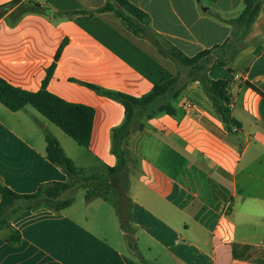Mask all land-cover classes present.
<instances>
[{
    "label": "crops",
    "instance_id": "0c3cea01",
    "mask_svg": "<svg viewBox=\"0 0 264 264\" xmlns=\"http://www.w3.org/2000/svg\"><path fill=\"white\" fill-rule=\"evenodd\" d=\"M13 0H0L4 5ZM50 5V13L0 18V78L26 91L41 89L56 66L48 91L95 111L84 147L31 105L13 112L0 102V180L20 194L49 182H70L47 156V134L60 143L81 173V199L57 213L26 210L13 219L19 244L0 234V264H140L121 228L117 207L98 193L103 181L129 199L134 242L144 264L264 263V0L227 64L213 62V79L230 78L226 122L199 80L171 103L176 115L145 118L128 142V186L110 173L118 165L112 130L126 118L124 105L91 85L133 97L149 94L156 82L178 75L168 49L188 57L231 42L241 30L244 0H128L148 14L147 35H135L103 11L115 0H21ZM127 13V12H126ZM134 18V17H133ZM136 20V19H135ZM137 21V20H136ZM63 45L57 61L56 55ZM237 128L238 130H235ZM79 180V179H78ZM75 188V187H74ZM96 195L87 198L88 192ZM1 201V194H0ZM115 214V216H114ZM118 216V219L115 217Z\"/></svg>",
    "mask_w": 264,
    "mask_h": 264
},
{
    "label": "trees",
    "instance_id": "16d2710c",
    "mask_svg": "<svg viewBox=\"0 0 264 264\" xmlns=\"http://www.w3.org/2000/svg\"><path fill=\"white\" fill-rule=\"evenodd\" d=\"M115 1L126 10L127 13H125V15L120 13H118V15L122 18L124 17V20L129 23V29L135 35H138L139 31H147V28H140L138 30L133 24L131 27V23L129 22L132 21V19H136L140 24L148 25L149 16L147 13L128 0ZM244 1L246 7L242 15L234 22H246V26L248 27L258 15L260 4L257 0ZM36 3L35 1L22 2L21 0H13L4 5H0V18L9 14L12 20L16 21L28 12L43 11L47 14L50 13V8H44L43 6L39 7ZM98 10L100 12L116 11L109 1ZM62 49L63 45L58 50L55 61L58 60ZM212 50H204L193 57H188L172 48L170 51L171 56L183 67L192 69L189 73L190 76L188 80L178 75L163 78L161 81L155 83L153 90L149 94L142 97H133L124 93L109 91L91 85L99 94L117 100L125 107V121L112 130V152L118 159V165L109 170L111 174L117 173L120 175L124 181L125 187L128 186L129 163L131 162L128 142L135 132L144 130L145 123L142 116L144 115L146 118H152L160 113L175 116L176 109L171 103V100L176 99L189 82L199 80L202 83L228 128L231 129L232 124L239 126L238 121L231 119L227 115L229 112L228 106L220 103V100L225 103L229 102L227 93L231 84V79H213L208 73L201 72L204 69L202 60L209 56ZM55 66L56 63L54 62L47 70V75L41 89L36 92L15 87L6 80L0 78V102L13 112L21 110L26 105H31L80 145L88 147L92 136L95 111L92 107L86 105L69 103L48 91L47 87L52 78ZM46 140L47 156L49 160L59 166L68 175L70 182L57 181L44 183L34 193L20 194L4 185L0 180V234L5 237L7 242L14 245L21 242L22 235L21 232L13 226V219L26 210L48 208L59 213L67 209L73 203V198L64 199L62 198V194L73 187V180L81 178L80 171L77 169L72 159L64 153L58 140L49 134H47ZM96 193V191L88 192L87 198L90 199L91 196L96 195ZM128 202V198H119L116 209L117 214L120 219L121 228L126 234L129 247L137 254L140 259V264H144V259L138 252V248L134 242L136 229L131 221L129 211L130 203Z\"/></svg>",
    "mask_w": 264,
    "mask_h": 264
},
{
    "label": "rangeland",
    "instance_id": "374dc122",
    "mask_svg": "<svg viewBox=\"0 0 264 264\" xmlns=\"http://www.w3.org/2000/svg\"><path fill=\"white\" fill-rule=\"evenodd\" d=\"M118 13H120L122 15L123 14L125 15L126 12H123L122 10L115 11V15L118 16V17H120L118 15ZM120 19L129 28V23L124 20V17L123 18L120 17ZM129 22L131 23V27H132V24H133V25H135L137 27L138 30L140 28L141 29L142 28L146 29V26L145 25L140 24L136 20H133L132 19V21H129ZM246 25H247L246 22L241 23V30H238L234 34V38L231 40V42H229L226 45H223L221 47H217V48L213 49L212 52H211V54L202 60V64L204 66V69L201 71L202 73H209V68H210V66L212 65L213 62H220V63H223V64L229 63V61L233 58V56L236 53V51H238L240 49V47H241V37L245 33V31H246V28H247ZM146 33H148V32L147 31H145V32H140L139 31V34L138 35H140V36L147 35ZM147 36L155 44H157V46H159L160 50H162V51L163 50H166L164 48L165 46H163L165 44H161V40L159 38H157L156 36H154L151 33H148ZM166 51L170 52L171 49H168ZM190 71H192L191 68L183 67L180 64V70L178 71V76L181 77V78H183V79L188 80V78L190 76V74H189ZM142 117H143V120L146 118L144 115ZM119 177H120V175H119ZM81 178L83 179L84 176H82ZM119 179H120L121 189L122 190H125L126 187H125L124 181L122 180L121 177ZM116 183H117V180H116V178H114V180L112 181V183H109L106 180V181H103L102 183H100V185H99L98 193L99 194H102L103 197H104V199H107L108 200L107 204H105V206L103 207V211H104V214L105 215H106V211H108L109 209L110 210H113L114 209V206H116V207L118 206L119 197L120 196H119V193L116 190V188L115 189L113 188V186H115ZM72 184H73V193L76 192L74 196H76L77 194H79V196H77V197H78V199H81V196L83 195L81 193H83V192L82 191L77 192L79 190L78 188L81 185V180L80 179L79 180L78 179L77 180H73L72 181ZM121 196H122V198L125 199L126 194L121 193ZM114 216H115V214H114ZM115 219H118V216H116ZM125 248H126V250H128L130 253L133 254V251L129 247V244Z\"/></svg>",
    "mask_w": 264,
    "mask_h": 264
},
{
    "label": "water",
    "instance_id": "95a60500",
    "mask_svg": "<svg viewBox=\"0 0 264 264\" xmlns=\"http://www.w3.org/2000/svg\"><path fill=\"white\" fill-rule=\"evenodd\" d=\"M36 5L39 6V7L43 6L44 8H50V5L49 4L42 5L40 3H36Z\"/></svg>",
    "mask_w": 264,
    "mask_h": 264
},
{
    "label": "built area",
    "instance_id": "2783aa9c",
    "mask_svg": "<svg viewBox=\"0 0 264 264\" xmlns=\"http://www.w3.org/2000/svg\"><path fill=\"white\" fill-rule=\"evenodd\" d=\"M235 130H238L237 128H235Z\"/></svg>",
    "mask_w": 264,
    "mask_h": 264
}]
</instances>
